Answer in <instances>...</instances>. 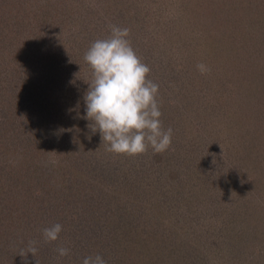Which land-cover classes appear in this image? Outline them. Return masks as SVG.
Returning a JSON list of instances; mask_svg holds the SVG:
<instances>
[{
    "label": "trees",
    "instance_id": "1",
    "mask_svg": "<svg viewBox=\"0 0 264 264\" xmlns=\"http://www.w3.org/2000/svg\"><path fill=\"white\" fill-rule=\"evenodd\" d=\"M126 1L115 0L116 9L109 11L104 0H0V20L4 21L3 28H0V40L18 37L15 32L19 27L22 29L20 36L26 28L27 37H18L9 44L1 43L0 60H3L2 54H15V59L19 60L22 55L23 60L33 62L30 66L23 65L25 72L20 73L14 83H8L9 94L5 96L0 91L1 264H37L36 259L39 264H82L84 257L97 255L99 250L107 256L112 254V250L108 248L114 247L113 244L119 246L117 243H124L129 247L128 252L124 250L126 260L122 261L123 264H219L225 258L222 250L229 249L228 242H234L235 237H239L231 233H220L218 238L221 241L218 244L221 249L216 250L218 238L212 235L214 229H210L209 224H187L185 221L190 222L189 220L176 215L163 219L162 223L156 221L154 225L147 226L146 219L150 209L158 206L157 212L163 209L166 213L174 211L172 206L164 208L163 203L159 207L160 200L156 191L176 197V205L179 200H191L212 208L215 201H218L215 196L220 187H215L216 182L207 181L201 176H197L199 185L195 184L197 179H193L189 168L197 165L193 160L196 153L190 152L188 142L181 141L184 131L182 117L191 111L193 113V109L183 112V105L170 103L171 100L166 99L164 92H161L162 77L159 74H162L161 66H165L166 62L162 58L163 48L156 45V42L161 44L163 39L164 42L167 39L166 36L175 33L163 35L162 30L157 36L159 38H150L149 34L147 36L144 33L139 36L137 28L141 29V25L138 26L137 21H134V25H129L133 22L131 18L134 14L129 10L131 6L124 7ZM207 1L180 0L181 10L184 6L191 10L199 6L208 7ZM97 4L100 8H97ZM119 4L122 6H118ZM138 7L135 14L141 8L140 5ZM106 14H113L111 17L114 16V20L109 18L106 23ZM110 25L130 30L129 40L133 49L151 69L148 79L159 85L157 100L160 111L170 107L173 109V112L167 110L166 115L162 114L164 119L160 117L164 129L171 127L173 130L171 146L162 153H154L151 148L138 156L108 152L107 144H102L99 132L92 134L89 128L83 124L79 126L77 121L74 128H81L70 136H62L61 120L67 114L66 109L71 102V94H68L69 81L76 83L81 80L86 93L89 87L87 82L91 80V69L84 60V54L95 40L108 38ZM64 35L70 37V42L65 37L62 41ZM87 35L91 40H82ZM154 39L157 40L153 41ZM155 45V64L158 70H155L151 60ZM84 46L88 48L82 55L83 51L81 53L76 49ZM16 65L17 61L12 66ZM75 87L78 86H74V89ZM2 88L4 89V85ZM219 100L220 96H216L215 101ZM80 101V104L84 103L83 98ZM72 108L80 110L75 118L86 115L85 105L82 107L78 103ZM192 119L194 120L193 116ZM81 122L87 123L82 118ZM95 146L97 149H105L106 153L98 154L93 150L83 152V159L77 157L79 148L86 150L84 147L92 149ZM68 151H71L69 156L75 152L77 155L65 157ZM87 163L89 165L86 168L83 165ZM68 165L73 171L71 177L67 171ZM99 166H107L106 170L114 183L102 186L95 182L97 174H93V171ZM205 171H208L207 168H203L202 173ZM120 172L123 177L125 175L124 180L123 177L120 178ZM174 176L177 181L172 180ZM165 178L171 181V186H168ZM163 181L165 185L162 184ZM132 184H135L139 193L143 191L142 198L133 196L124 204L118 200L117 187L128 198V192L125 191L131 189ZM141 188L142 191L139 190ZM137 215L140 217L137 218ZM141 218L144 220L140 223L138 220ZM56 223L63 226L59 239L51 243L45 242L43 229ZM240 234L242 230L238 228L237 235ZM111 236V241L102 245ZM29 241L37 242L35 246L38 251L36 258L29 253L25 259L18 253L21 249L27 250ZM12 242L16 243L13 246L16 250L9 246ZM58 247L68 248L69 255L60 257L56 252Z\"/></svg>",
    "mask_w": 264,
    "mask_h": 264
},
{
    "label": "rangeland",
    "instance_id": "2",
    "mask_svg": "<svg viewBox=\"0 0 264 264\" xmlns=\"http://www.w3.org/2000/svg\"><path fill=\"white\" fill-rule=\"evenodd\" d=\"M104 1L107 8H110L109 11L116 9L115 0ZM139 5L141 8L135 14ZM206 5L208 7L199 6L194 10L185 6L181 10L180 0H127L126 5H123L125 8L131 6L129 10L134 14L131 18L133 22H130L129 25H134V21L139 22L138 26L141 25V29L137 28L139 36L144 33L147 36L149 34L150 38H159L157 36L162 30L163 35H167L168 32L175 33L166 36L167 39L165 42L163 39L161 44L156 42V45L163 48L162 58L166 62L165 66H161L162 74H159V77H162L160 79L162 80L160 82L161 92H164L166 99L171 100L170 103L178 104V106L183 105V112L189 108L193 109V113L191 111L182 117L184 131L181 141L188 142L189 146L187 147L191 148L190 152L196 153L193 160L197 165L189 168L190 173H193V179H197L195 184L199 185L197 176H201L202 179L216 182L215 187H220L218 195L215 196V200L218 201H215L212 208H206L201 203L198 205L196 201L191 200H179L178 206V203L176 205L174 202V200H178L176 197L156 191L160 200L159 207L160 203H163V207L172 206L174 211L166 213L163 212L165 211L163 209V211L157 212L158 206L155 209L143 206V208L150 209L146 223H148L147 226H152L156 221L161 222L164 221L163 219L167 220L180 215L185 217L183 220L190 221H185L187 224L193 222H197L198 225L208 226L209 224L210 229H214L212 235L216 239L221 236L220 233L239 236L235 237L234 242H228L229 249L222 250L225 258L219 264H264V0H208ZM118 6H122V4ZM97 8H100L98 4ZM121 8L123 9V7ZM112 15H105L106 23L109 18H112ZM3 22L0 20V28H3ZM20 29L19 27L15 34L23 39L26 37V28L23 29L24 33L21 36ZM18 37L11 40H0V44H9L11 41L17 40ZM64 37L65 35L62 37V41H64ZM65 39L70 42V37H65ZM82 40L89 41L91 38L87 35ZM156 45L152 46L154 54L151 60L156 67L155 70H158L155 64ZM22 48L20 47V53H22ZM86 48L88 47L84 46L81 49L78 47L76 50L81 53L83 51V55ZM0 50H2L1 45ZM7 50L10 53L13 52L9 48ZM58 50L62 51L60 47ZM31 51L33 52V49ZM2 55L0 91L6 96L9 94L7 86L10 85L8 83L17 80L20 73L25 72L24 66H30L33 62L23 60L22 55L19 60L14 58L15 54ZM15 61H17V65L13 67ZM178 62L180 65H177ZM201 63L210 69L203 75L197 69V65ZM2 85H4V89ZM74 86H78V89L76 87L74 89ZM68 87V94H71L69 101L72 103L67 102V114L61 120L63 125L60 130L62 136L65 135V137L81 128H74L75 121L79 126L83 124L87 127L89 124L87 120V123L84 124L80 117L75 118L80 110L72 108L74 104L78 103L80 106H84V103L80 104V100L85 94L81 80H77L76 83L69 81ZM216 96H220L221 100L215 101ZM170 108H166L162 114L166 115L167 110L173 112V109ZM194 115L199 119L197 120ZM162 118L164 119L165 116L162 115ZM55 127H57L56 124ZM85 148L86 150L78 149L80 153L77 157L80 159L84 158L82 153L87 151L94 150L98 154L106 153L105 149H97V146L92 149ZM70 153L71 151H68L65 157ZM76 155L75 152L69 157L72 158ZM88 165L89 163L83 166L87 168ZM70 167L68 165L67 171L71 177L73 171ZM203 168H207L208 171L202 173ZM106 169L107 166L101 168L99 166L93 171V174H97L95 182L102 186L114 183ZM119 175L120 178L123 177L121 172ZM174 177L172 180L177 181V178ZM165 180L168 181V186H171V181L166 178ZM162 184L166 183L163 181ZM132 186L131 189L125 191L128 192V198L123 194L122 189L116 186L119 191V201L125 204L126 201L129 202L128 199L142 198V188L139 189L142 191L139 193L135 184ZM182 211L185 213H181ZM138 217L140 216L137 215ZM143 220L141 218L138 221L141 223ZM238 228L242 230L240 235H237ZM113 233L115 232L113 231ZM101 239L103 241V238ZM111 239L112 236L107 237L102 245ZM219 240L218 238L216 241V250L221 249L218 244ZM116 242L119 241L116 239ZM117 244L119 246L113 244L114 247L108 248L112 250L114 257L112 254L104 255L99 250L98 254L107 261V264H123L122 261L126 260L124 250L128 252L127 248L129 247H126L124 243ZM14 245L16 243L12 242L9 246L16 250ZM122 251L123 253H121ZM115 252L116 254L118 252L117 256H115ZM2 257L0 252V264Z\"/></svg>",
    "mask_w": 264,
    "mask_h": 264
},
{
    "label": "clouds",
    "instance_id": "3",
    "mask_svg": "<svg viewBox=\"0 0 264 264\" xmlns=\"http://www.w3.org/2000/svg\"><path fill=\"white\" fill-rule=\"evenodd\" d=\"M109 27L108 38L95 40L84 54L91 80L83 96L86 115L81 118L89 121L87 127L92 134L99 132L108 152L138 156L151 148L154 153H162L171 146L173 130L171 127L165 130L160 119L159 85L148 79L151 69L133 49L130 30L116 25ZM197 69L202 75L210 71L203 63ZM62 230L59 223L44 228V241H57ZM36 244L29 241L27 250L21 249L18 255L26 259L31 253L36 258ZM56 252L65 257L70 250L58 247ZM36 262L39 264L37 259ZM82 264H107V261L97 254L84 257Z\"/></svg>",
    "mask_w": 264,
    "mask_h": 264
}]
</instances>
